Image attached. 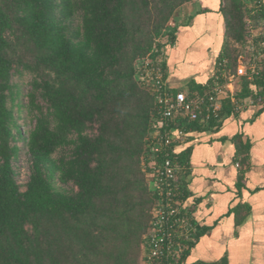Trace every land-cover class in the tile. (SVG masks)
Listing matches in <instances>:
<instances>
[{
	"label": "trees",
	"instance_id": "trees-1",
	"mask_svg": "<svg viewBox=\"0 0 264 264\" xmlns=\"http://www.w3.org/2000/svg\"><path fill=\"white\" fill-rule=\"evenodd\" d=\"M194 1L0 0V264H145L151 164L182 167L185 199L189 153H173L176 141L152 151L161 112L138 75L145 61L165 69L162 41L174 44V16ZM220 13L218 62L236 74L248 29L264 28V3L220 0ZM263 92L264 63L255 79L238 78L235 103L217 101L207 120L175 115L161 134L217 130ZM198 237L197 227L180 260Z\"/></svg>",
	"mask_w": 264,
	"mask_h": 264
},
{
	"label": "crops",
	"instance_id": "crops-1",
	"mask_svg": "<svg viewBox=\"0 0 264 264\" xmlns=\"http://www.w3.org/2000/svg\"><path fill=\"white\" fill-rule=\"evenodd\" d=\"M174 20V44L162 41L166 84L184 93L202 90L217 69L224 40L220 0H196ZM237 84L238 78L225 96L231 103ZM184 151V206L199 231L187 263L264 264V92L255 101L240 100L217 130L188 133L174 149Z\"/></svg>",
	"mask_w": 264,
	"mask_h": 264
},
{
	"label": "built area",
	"instance_id": "built-area-1",
	"mask_svg": "<svg viewBox=\"0 0 264 264\" xmlns=\"http://www.w3.org/2000/svg\"><path fill=\"white\" fill-rule=\"evenodd\" d=\"M246 42L250 57L245 65L241 64L238 67L236 74L227 71L226 61L222 60L218 62L210 82L200 92L192 93L190 97L180 90L175 94L171 93L160 65L152 61H145L141 65L142 70L138 79L150 90L161 112L150 142L154 153L169 148L172 141L179 143L186 138V133L174 128L161 134L162 129L170 128L175 115L189 121H195L202 116L207 120L218 112L217 101L226 96L237 78L246 77L248 80H253L258 77L261 65L264 63V28L250 27ZM151 169L156 171L151 189L157 197V203L153 209L151 230L143 241V261L145 264L164 261L188 264L186 260H180V256L184 242L194 243L197 225L190 211L184 206L187 198L183 199L184 193L176 183V177L182 167L165 159L161 166L152 163Z\"/></svg>",
	"mask_w": 264,
	"mask_h": 264
}]
</instances>
